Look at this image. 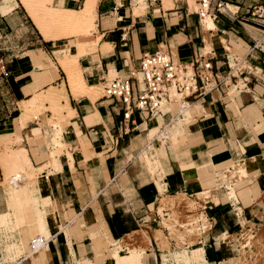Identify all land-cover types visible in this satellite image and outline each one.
Segmentation results:
<instances>
[{
	"label": "crops",
	"instance_id": "1",
	"mask_svg": "<svg viewBox=\"0 0 264 264\" xmlns=\"http://www.w3.org/2000/svg\"><path fill=\"white\" fill-rule=\"evenodd\" d=\"M86 1L52 4L79 11ZM216 5L206 16L213 21L207 53L206 17L200 20L189 0H97L91 32L66 38L45 37L21 0H0V91L13 106L0 119V153L26 150L34 167H46L36 181L50 238L39 263L186 264L163 225L169 210L163 218L160 208L168 197L204 191L211 199L202 214L211 227L187 249L189 256L202 249L205 262L189 264H235L240 249L231 237L264 213V0H224L220 11ZM82 43L91 45L85 54ZM66 46L80 57L71 65L77 61L93 94L73 95L66 53L56 54ZM165 49L185 65L195 57L212 62L214 88L182 115L169 105L125 119L122 103L98 95L105 79L139 77L143 56ZM63 85L68 101L59 99V114L47 102L39 118L21 123L27 102ZM237 166L246 176L229 181ZM4 181L0 165V214L9 211ZM139 233L146 235L142 254H131L124 241ZM36 258L21 264H39Z\"/></svg>",
	"mask_w": 264,
	"mask_h": 264
},
{
	"label": "rangeland",
	"instance_id": "2",
	"mask_svg": "<svg viewBox=\"0 0 264 264\" xmlns=\"http://www.w3.org/2000/svg\"><path fill=\"white\" fill-rule=\"evenodd\" d=\"M189 2L191 6L193 7V9L197 11L199 7L196 5L195 1L189 0ZM33 3H34V6L37 7L38 13L42 17H44L46 23L48 24V30L50 33H52L51 36L54 38H66V37H71V36H80L84 34H89L92 30L89 22L75 21V22H70V23H63V21H61L62 20L61 16L53 10V4L51 6H49V3H47V5H43V3L40 4L34 0H33ZM63 51L66 53L65 61L67 64L70 65L68 67L73 71L74 75L77 76L75 80L76 82L74 83V85L70 83L71 87L72 88L77 87L78 85H80L79 83L80 79L78 77V72L80 70H79L77 61H76V64L73 66L71 65V63L77 57H78L77 59H79L80 57L72 55L69 47L67 46L63 47ZM78 51L84 52V54L87 52V51L85 52L80 47H78ZM209 51H210L209 49L206 50L207 53ZM97 92L99 96L104 95V86L101 85L97 89ZM8 96L9 95H7L6 92H4V95H3L1 94V91H0V119L5 115L6 116L9 115L7 113V111L9 110L7 108V105H10V109L13 107L11 103L8 102L9 101ZM185 96L186 94L178 98H183ZM46 110H47L46 108L45 109L40 108L39 110L36 109L35 111L32 112V115H31L32 117H30V120L39 118L40 115L44 113ZM172 110L174 113L177 112L176 104L174 105ZM54 119L55 118H53L49 123L51 125L56 126L58 124L53 122ZM54 136L56 137L57 134ZM3 155L4 153H0V165L3 170V174L5 178L3 185L7 189V193H8L9 211L6 213L0 214V217L2 215L7 216V218L10 220H9V223H7L6 225L0 224V264H15L18 262L19 263L22 262L24 259H28L27 256L32 252L33 240L42 235V229L39 224L40 220H43L44 223L47 222L46 204L44 200L40 197L39 189L37 187V181H36L38 175L46 167L42 169H35L31 172L28 171L27 174L26 173L22 174L17 170L15 165L11 163L10 164L8 163L9 165H6L4 168L1 162ZM12 179L19 180L20 185H17L16 183H12V184H15V185H12L10 183ZM229 181H232V180L229 179ZM202 192L203 191H199L198 194L196 195V198H190L195 201V207L192 211V215L196 221L197 229L194 230V232L189 233L186 231L187 227L188 228L192 227L191 226L192 223L189 222V220L184 216L183 213L179 212L176 214L175 212H173L174 210L173 211L169 210L168 217L164 218V216L162 215L163 211H161V215L164 218L163 225L165 226V229L167 228L166 227L167 222L165 221V219H167V221H172L176 218V215H178L179 217L176 223L178 233L176 236H173L171 232L169 231V238L171 239V241H175L177 246L180 247V250L178 251L182 252L183 257L185 254L189 255L190 250H192V248L187 249V244L189 246H193L203 236L202 234L203 232L207 233L209 231L208 229H206V225H205V223L209 221L205 217V215L202 214L203 207H204L202 204L207 202L210 199L205 200L201 198ZM32 197H34L35 200ZM258 218L261 220L262 223L259 225V229L258 231H256L255 234H251V232L248 231V229L246 228L247 225L253 226V224L247 223V224H244L245 226H244L243 232L240 235V239L242 240V242L238 240L237 236L231 237V240H235V242L237 243V246L241 247L238 252V257L236 259L235 264H264V244H262L261 242L257 240L258 236L264 234V213L259 214ZM48 232H49V227H48ZM49 237H50V232H49L48 240H49ZM165 239L167 240L166 237ZM45 240H47V238H45ZM11 243H16V244L18 243L19 245L18 244L17 245L20 247L23 253L22 252H20L21 254L18 253L20 255L16 253L12 255L9 254L8 250L6 249H7V245ZM245 246L249 247V250H248L249 252H246ZM133 253L140 254L141 248L138 251L131 252V254ZM189 260H193L194 262H199V261L205 262V258L200 259V260H195L193 253L191 256H189ZM185 262L186 264H188L186 260Z\"/></svg>",
	"mask_w": 264,
	"mask_h": 264
},
{
	"label": "bare ground",
	"instance_id": "3",
	"mask_svg": "<svg viewBox=\"0 0 264 264\" xmlns=\"http://www.w3.org/2000/svg\"><path fill=\"white\" fill-rule=\"evenodd\" d=\"M34 1H36L37 3H40V4L43 3V5H47V3H49V6H51L52 2H53V0H43V1L42 0H34ZM21 2H23V5L25 6V8H26L27 12L30 14V16H32V19L35 20L37 26L40 28V30L43 33V35L45 37H47V38H50V33L48 31V24L46 23L44 17H42L38 13L37 7L34 6L33 0H21ZM86 2L87 3L85 4L84 8L82 10H79V11L67 10V9L60 8V7H53V10L61 16L62 20L61 19L60 20L63 21V23H70V22H75V21L89 22L91 27L94 28V26H95L94 25V21L97 18V15H96L97 0H88ZM168 3H169V0H165V5L166 6H168ZM143 11H144V7L136 9L135 10V14L138 16ZM204 27H205V32H206L205 39H206L207 49L210 50L212 48L211 44H210L211 36L208 34V32H209V30L211 28H213V21H212L211 18H209V17L206 18ZM78 47H80L81 49H83L86 52V51H88V48L90 47V44L82 43V44H79ZM62 51H63L62 49L57 51L56 52L57 56L60 57L61 54L63 53ZM63 66H64V68L66 69V71L68 73L69 82L74 85V83L76 82L75 80H76L77 76L74 75L73 71L68 66H66L65 64H63ZM108 79H112V78H108ZM79 83H80V85H78L77 87H73L72 88L73 95L76 98L80 97V96H83V95L93 94V89H90L87 86L86 82L84 83V81L80 79ZM47 93H48V95L45 98H43V99L36 98V99H34V101H32L30 103L27 102L28 104L26 103V105L24 103V105H25V106H23L24 115L22 116L23 118L21 119V123L23 125H25L28 121H30V117H32L31 115H32L33 111H35L36 109L39 110L40 108H44L45 109L47 102L51 103L52 107H53V110L57 112L56 114H59L58 113L59 112V107H60L59 106V103H60L59 99L65 98L66 101H68L67 90H66V86L65 85H63L61 88H58V87L57 88H52L50 90V92H47ZM184 94H187V93H180V94L177 95V98L180 97V96H183ZM178 99H182V98H178ZM58 132H59V130H58ZM56 134H57L56 137H54L53 139H50L51 140L50 141V145L55 146V147L56 146H61V142H62L61 139L63 137L61 132L56 133ZM160 137L162 138V136H160ZM55 147H54V149H55ZM25 151L16 152L11 147L6 148V150L4 152V155L2 157V161H1L3 166H4V168H5L6 165H9L11 163V164L15 165L17 170L20 173H22V174L23 173L27 174L28 171L31 172V171H33L35 169H42V168H36V167H34L32 165V163H31V161H30V159H29V157H28V155L26 154ZM55 154H56V152L53 151V154H52L53 157L55 156ZM54 163L58 164L56 160H54ZM245 176H246V174H245V172L243 170V167L242 166H237V167H235V170L230 173L229 179H231L232 181H234V180L238 181L239 179H243ZM10 183L11 184L12 183H16L17 185H20L19 180H16V179H14V180L12 179L10 181ZM12 185H15V184H12ZM32 198H34V197H32ZM201 198H203L205 200L211 199L210 193L203 191L201 193ZM34 200H35V198H34ZM194 207H195V201L190 199L186 195L182 194V195H178V196H175V197H168V198L164 199L162 201V206L160 208V211H164V210H172L173 211L174 210L173 212H175L176 214L179 213V212L183 213L184 216L189 220V222L192 223L191 224L192 227L191 228L187 227V229H186L187 232L191 233V232H194V230L197 229L196 221H195V219H194V217L192 215V211H193ZM8 217H9V215H8ZM37 218H39V217H37ZM178 218H179L178 215H176V218L174 220H172V221H167V219H165V221L167 222V223L165 222L166 223V227H167V229H169V231L171 232V234L173 236H176L177 233H178V230H177V227H176V223L178 221ZM9 220L10 219H8L7 216H3L2 215L0 217V224L1 225H6L7 223H9ZM46 223H44L43 220H40V222H39L40 227L42 229V235L37 237V238H35L33 240L32 252L31 253L29 252L30 254L27 256V258L30 259V260L34 259V257L38 258V259L36 258L37 262H38L39 259H43V260L46 259L45 258V254H46V250H47V245L43 246V244L41 243V242L46 243L48 241L49 232H48V224H46ZM205 225H206V229L209 230L210 227H211L210 226V222L205 223ZM158 235L162 238V240H164L165 244L164 243L163 244L166 245L168 242H166V239L164 237L163 232L159 231ZM45 238H47V240H45ZM144 238L146 239V235H144V234H142V235L133 234V235L128 236L125 239L124 242L126 243L128 249L131 252H133V251H138L140 248H142L141 241ZM257 240L259 242H261L262 244H264V234L258 236ZM17 244L16 243H11V244L7 245V249L6 250H8L9 254L12 255L14 253L18 254V253L22 252V250L18 246L19 244L18 245ZM118 253H119V251H118ZM20 254H18V255H20ZM119 254L116 255L118 263L120 262V259H121ZM193 254H194V259L195 260H200V259L204 258V251L202 249L195 250V252H193ZM184 257H185V260L189 264V262H190L189 255L185 254ZM39 264H41V263H39Z\"/></svg>",
	"mask_w": 264,
	"mask_h": 264
},
{
	"label": "built area",
	"instance_id": "4",
	"mask_svg": "<svg viewBox=\"0 0 264 264\" xmlns=\"http://www.w3.org/2000/svg\"><path fill=\"white\" fill-rule=\"evenodd\" d=\"M194 1L199 7L196 14L200 20L205 16H212L211 8L214 1H217L218 11L224 7V0ZM1 69L7 76L6 66L2 65ZM212 71L211 60H205L204 57H195L191 64L185 65L174 59L168 51L159 50L154 54L146 53L137 71L140 77L105 79L104 97L114 99L124 105L125 119H129L134 111L154 114L166 106L175 104L178 106V114L182 115L183 111L190 108L193 99L212 91L214 88ZM180 93L187 94L184 98L178 99L177 95ZM160 134L166 139L167 129L163 128ZM261 223V220H257L252 222L253 226L247 225L246 228L251 234H255ZM241 233L237 234V237L242 242ZM245 249L249 252V247L245 246Z\"/></svg>",
	"mask_w": 264,
	"mask_h": 264
}]
</instances>
